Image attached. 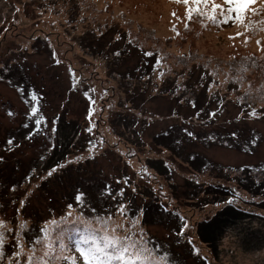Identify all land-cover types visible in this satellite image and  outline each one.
<instances>
[{"label": "rangeland", "instance_id": "1", "mask_svg": "<svg viewBox=\"0 0 264 264\" xmlns=\"http://www.w3.org/2000/svg\"><path fill=\"white\" fill-rule=\"evenodd\" d=\"M185 14V5L171 0H0V163L6 164L0 166V264L42 256L45 229L57 253L70 255L74 219L123 225L120 235L131 229L146 240L176 234L187 248L178 247L181 255L175 249L172 264H264V209L255 204L264 200L257 188L264 177V25L258 23L264 10L247 13L245 22H254L247 31L232 21L216 26ZM129 38L133 43L122 51ZM142 57L146 66L136 70ZM46 113V128L9 144L8 131L28 130ZM59 121L66 137L56 130ZM130 121L135 137L128 134ZM168 125L193 131L180 155L152 140ZM194 130L209 141L194 138ZM189 150L209 162L191 168L180 160ZM159 156L168 160L170 178L150 168L147 158ZM5 173L11 180L1 183ZM214 191L222 199H213ZM110 199L117 212L105 206ZM129 201L134 211L125 210ZM224 203L248 213L218 236L214 259L192 227ZM148 206L152 221L136 210ZM62 222L67 238L58 234Z\"/></svg>", "mask_w": 264, "mask_h": 264}, {"label": "snow or ice", "instance_id": "2", "mask_svg": "<svg viewBox=\"0 0 264 264\" xmlns=\"http://www.w3.org/2000/svg\"><path fill=\"white\" fill-rule=\"evenodd\" d=\"M171 2L185 5L187 20L196 16L202 21L206 20L216 26L232 21L238 25H243L246 31L254 27V22L250 19L245 22L247 13L251 11L253 15H259L264 10V0H260L259 8L253 7L257 0H223V5L216 4L214 0H171ZM172 15L175 16L176 14L173 13ZM258 23L264 25V20H260ZM184 26L186 29L188 28L187 23ZM171 30L176 31L175 25ZM260 30L264 31V27H261ZM177 35H179L178 32ZM237 35H241V33H237ZM229 38L232 39L233 37ZM240 70L245 71L246 67L241 66ZM33 99L36 98L33 97ZM31 112L35 116L38 108L33 107ZM36 123L39 124L40 119H37ZM51 174L50 172L49 175ZM21 203L23 204V201ZM4 227L3 221H0V228ZM184 227L187 225L185 224ZM122 228L123 225L109 229L107 224L102 228H94L85 224L80 239L75 242L71 254L68 256H60L57 253L51 238L47 235V229H45L46 236L41 241L43 245L42 256L30 255L27 264H52L54 259H62L63 264H172V260L167 254L161 256L156 247H149L150 241L144 238L142 232L137 235L131 229H127V234L120 235L119 231ZM3 243V233L0 232V247L3 246ZM63 250L62 248L61 251ZM16 255L18 256L20 253L18 252Z\"/></svg>", "mask_w": 264, "mask_h": 264}, {"label": "trees", "instance_id": "3", "mask_svg": "<svg viewBox=\"0 0 264 264\" xmlns=\"http://www.w3.org/2000/svg\"><path fill=\"white\" fill-rule=\"evenodd\" d=\"M87 28V27H86ZM88 30H89V28H88ZM89 31H94V30H89ZM96 33V32H95ZM95 33L93 34V35H95ZM93 35H91L90 37H93ZM104 36H102V35H100L98 38H94L93 37V39L94 40H96V41H99L100 40V38H103ZM42 38V37H41ZM40 40V39H39ZM131 39L129 38V39H127L126 40V42H125V45L122 47V51L124 50V49H127L128 47H129V45L131 44V43H133L132 41H130ZM42 41H44V40H42ZM131 42V43H129V45L127 44V42ZM35 42H39V41H35ZM32 44H33V42H31ZM30 43V44H31ZM10 56V55H9ZM11 56H18V52H15V53H13V54H11ZM147 57H142V60H140V61H138L139 63H138V65H137V67H135V69L137 70L138 68L140 69L141 68V70H143L144 68H145V66H146V62H147ZM134 69V71L133 72H137L136 70ZM145 71L147 72V73H150V69L149 68H147V69H145ZM145 73H142V74H140V76H139V78L142 76V75H144ZM175 78H177V75L175 74ZM175 80V79H174ZM166 81V80H165ZM164 81V83L166 84V83H168V88L169 87H173L174 86V84H173V86H172V83H169V82H165ZM171 90H173V89H171ZM182 97V95H180V96H175V99H174V102L175 101H178L179 100V98H181ZM174 98V97H173ZM202 109V108H201ZM99 114H100V112H99ZM99 114H97L96 116L98 117V118H100L99 117ZM38 115V114H37ZM37 115H35V116H33V117H36ZM61 115H63V114H61ZM61 115H59V118L61 117ZM95 119H97L96 117H95ZM94 119V120H95ZM32 121V120H31ZM31 121H30V123H29V125H28V130L27 129H22V130H20V126H18L16 129H14V130H12V131H8V133L6 134V140H10V141H12V140H14L15 139V137L17 136V135H20V134H23L24 132H27V131H33L34 129H36V128H40L41 126L42 127H47V125L49 124V122H50V119L48 118V113H46V114H44L43 115V117H42V119L40 120V123L39 124H37L36 123V121L35 120H33L32 121V123H31ZM60 122V121H59ZM207 122V121H206ZM92 123V120H91V122H90V124ZM94 123H96V125H97V121L95 122L94 121ZM212 123V121H208L207 122V124H211ZM51 124V123H50ZM140 124V123H139ZM92 125V124H91ZM55 126H56V130L57 129H63L64 130V137H66V134H67V132L68 131H66L65 129H66V126H65V123H64V121L63 122H60V124L58 123V122H56L55 123ZM130 126H131V128H130V130H129V132H128V134L130 135V136H132V137H135V136H137V134H136V132H138L136 129H135V126H136V122H134V121H130ZM10 130H11V128H10ZM92 132H94L93 130H92ZM194 134H193V137L194 138H196V139H198V140H202V141H205L206 139L208 140V138L207 137H205V139H203L204 138V136L206 135L204 132L203 133H199L197 130H194ZM210 132H212V131H210ZM95 133V132H94ZM99 132H97L96 131V134H98ZM192 133H193V131H191V133H190V135H187V133L185 132V131H183V127H174V126H172V125H168L167 127H164V128H162V130L161 131H159V132H157L156 134H155V136L153 137L154 139H152V140H154L156 143H157V145H161L165 150H169L170 152H172L173 154H177V155H180L179 153H181V152H178L179 151V149H181L182 148V145H181V142H191V138H192ZM104 140H105V138H103ZM102 139V140H103ZM6 140H5V142H4V144L6 143ZM103 140V141H104ZM209 141V140H208ZM154 142V143H155ZM205 144H210V142L209 143H206L205 142ZM156 145V144H155ZM106 146V145H105ZM108 147H110V146H108ZM107 149H109V148H107ZM112 149V148H111ZM161 150V149H160ZM13 157H14V160H15V158H17L18 157V155H13ZM126 159H128V158H126ZM180 160L182 161V162H186L188 165H192L191 166V168H201L202 166H203V164H206L207 162H209L207 159H205L204 158V156L199 152V151H197V150H189L186 154H184V156H182V157H180ZM14 162V161H13ZM147 162H148V164H149V166H150V168L154 171V172H156L157 174H160V175H165V176H167V177H171V176H168V175H170L171 174V168L169 167V165H168V160H166L164 157H162V156H159V157H149V158H147ZM11 165H14V164H12V162H11ZM0 166H2L3 167V170H5L6 169V164H2V163H0ZM174 166V165H173ZM174 168V167H173ZM185 174V172H183V175ZM2 177L4 178L2 181H1V183H4V182H8V181H10L11 179H10V176H9V174L8 173H5V175H2ZM0 179H1V177H0ZM144 180H146V179H144ZM187 179H184V181H186ZM257 188L260 190V188H262V189H264V177H263V179L262 180H260L259 179V182L257 183ZM19 187V183H16V184H14L13 185V188H18ZM211 187H213V189H218V191L220 192V193H222V191H221V188L218 186V185H212ZM12 190H14V189H12ZM213 194H215V195H213V199H218V200H220V199H222V197L220 196V194L219 193H216L215 191H214V193ZM264 199V197L262 198V200ZM205 202H207V201H205ZM114 202H113V200H107V204L105 205V206H107V205H109V208L112 206L113 207V210L115 211V212H117V210H116V208H115V206H114V204H113ZM118 203V202H117ZM126 203H128V204H130V206H128L127 207V209H125V210H128V212L131 210H133L134 211V207H132V205H131V203H130V201L129 202H126ZM126 203H124L123 205H122V207H121V209L125 206V204ZM120 204V203H119ZM255 204H256V206L258 207V212H260L261 213V208L262 209H264V200L262 201V202H255ZM232 204L231 203H224V204H222L221 205V207H219V209H217L210 217H208V216H206L205 218H203V219H199L198 221H195L194 223H193V225H195L194 227H192V228H196V234L197 235H195L193 232V236L194 237H197L198 238V240L199 241H202L203 243H205L208 247H210V245H211V250L213 251V253H214V259H216V252H217V248H218V242H216L217 241V239H218V236L221 234V233H223L224 231H227V230H229V229H231V228H233L232 226L233 225H235L236 223H237V220H239V217H242V216H246L247 217V214L246 215H244V213H242V212H246V211H243V210H241V209H236V208H234L233 206H231ZM16 207V206H15ZM120 209V210H121ZM257 209V208H256ZM119 210V211H120ZM136 210L138 211V212H142L143 213V217L145 218V219H147V220H154L153 219V210H152V208L150 207V206H148L146 209H144L143 211L142 210H140L139 209V207H137L136 208ZM35 211H37L36 210V208H35ZM87 213H88V211L87 210H85ZM125 212V211H124ZM246 213H248V212H246ZM251 213H253V212H251ZM253 214H255V213H253ZM98 215H100V214H98ZM26 217H28L29 219H31L33 216H32V214L30 213V215H27ZM208 217V218H207ZM167 220H168V218H167ZM31 221H33V220H30V222ZM36 221H40V219H38V220H36ZM65 224H67V222H62L61 224H60V226L58 227V234H60V236H62V238H67L68 236H69V234H70V232L67 230L68 229V226L67 225H65ZM85 224H88V225H90L91 227H94L92 224H91V222L90 221H87V222H85L84 220L83 221H81L80 219H78V221L77 220H73L71 223H69V225H76L77 226V229H75V231H77V235H76V237H75V242H77L79 239H80V235L83 233V231H84V225ZM104 225H102L101 223H99V227H94V228H102ZM237 226V225H236ZM109 228V227H108ZM109 229H111V228H109ZM192 230V229H191ZM80 232V235L78 234ZM23 236H25L26 234H30V231H29V229H27V231H24V232H22L21 233ZM18 235H19V233H18ZM168 239H167V241L166 240H162V241H160V239H158V238H154V237H152V239H151V241H150V243H149V247H156L157 248V250H158V254L159 255H164V254H167L171 259H172V261L175 259V249L177 250L178 249V247L180 246V245H184L185 246V239H182V237H179V236H177L176 234H173L172 235V233L170 234V235H168ZM185 238V237H184ZM262 238L264 239V232L262 231L261 232V235L259 236V241L260 240H262ZM70 239V238H69ZM149 239V240H150ZM169 239L171 240V241H169ZM29 240V239H28ZM75 242H73V244H75ZM208 242V243H207ZM64 245H66V244H64ZM161 247H164V249H166V251H161ZM186 247V246H185ZM187 248V247H186ZM160 251H161V253H160ZM164 254H163V253ZM166 252V253H165ZM177 252L181 255V253L177 250ZM172 254V255H171ZM66 256H68V255H66ZM176 256H178V255H176ZM180 260H181V258H179ZM176 262H177V264H180L179 263V261H177V260H175ZM202 263H204V261L202 262ZM52 264H57V263H54V262H52ZM59 264H63V260H61L60 261V263Z\"/></svg>", "mask_w": 264, "mask_h": 264}]
</instances>
